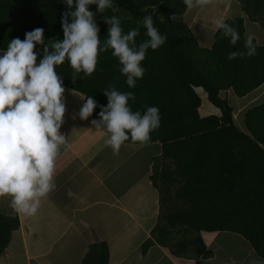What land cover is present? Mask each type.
Returning a JSON list of instances; mask_svg holds the SVG:
<instances>
[{"label": "trees", "instance_id": "1", "mask_svg": "<svg viewBox=\"0 0 264 264\" xmlns=\"http://www.w3.org/2000/svg\"><path fill=\"white\" fill-rule=\"evenodd\" d=\"M236 1L243 16L225 22L237 29L239 41L232 45L230 37L216 30L209 47L200 46L187 25L183 0H113V7L104 13L98 11V5H89L100 29L101 44L109 28L106 16H116L125 34L139 27V45L148 39L142 22L150 15L167 40L157 50H147L142 62L144 76L137 79L134 88L128 87L111 49L100 53L91 76L79 73L75 82L67 60L56 68L63 86L82 94L84 103L87 96L97 101L93 120L99 119V106H107L103 91L109 84L121 92L134 93L135 100L129 101L133 111L143 114L145 106L159 109L160 127L151 133L149 144H159L161 149L154 158L151 176L159 192L160 210L151 231L153 240L141 246L143 254L157 243L185 256L189 247H204L201 231H227L241 235L264 259V101L247 106L242 123L237 124L236 110L227 100L228 92L242 98L264 84V41L254 40V56L227 59L233 51H247L246 21L258 24L264 37V0ZM67 10L65 0H0V51H6L13 38L23 41L25 33L36 28L44 29L45 44L63 41L61 18ZM35 51L38 60L42 58L43 46L37 44ZM200 89L218 114L201 115ZM125 143L140 145L131 140ZM18 227L16 217L0 214V255ZM107 263L106 244H90L82 264Z\"/></svg>", "mask_w": 264, "mask_h": 264}, {"label": "crops", "instance_id": "2", "mask_svg": "<svg viewBox=\"0 0 264 264\" xmlns=\"http://www.w3.org/2000/svg\"><path fill=\"white\" fill-rule=\"evenodd\" d=\"M203 13H209V20L206 16L200 20ZM213 13V21L243 16L236 0H213L208 6L192 9L193 28L187 22V12L184 19L193 33L196 28L213 41ZM246 22L245 26L249 24ZM63 87L66 113L60 132L68 143L57 159L56 189L42 199L33 217L18 214L10 198H0V214L19 221L0 255V264H82L88 246L100 242L108 249L107 264H250L259 258L246 239L227 231H201L204 247H189L185 256L157 243L143 254L141 246L153 240L151 231L160 210L159 192L151 179L160 145L125 143L114 154L104 143L107 134L92 126L93 118L80 119L84 96Z\"/></svg>", "mask_w": 264, "mask_h": 264}, {"label": "clouds", "instance_id": "3", "mask_svg": "<svg viewBox=\"0 0 264 264\" xmlns=\"http://www.w3.org/2000/svg\"><path fill=\"white\" fill-rule=\"evenodd\" d=\"M183 2L187 9H198L212 4L213 0ZM65 3L68 10L61 18L63 41L51 40L45 44L44 29L36 28L26 32L23 41L13 38L0 55V198H10L13 209L26 217L37 215L42 199L55 191L57 159L68 143L60 132L66 105L65 88L57 66L67 60L74 70L75 82L79 73L91 76L96 71L100 53L111 49L128 87L134 88L137 79L144 76L142 62L147 50H157L167 40L154 26L150 15L142 22L148 39L139 45L136 43L139 27L125 34L116 16H106L109 28L107 39L101 44L95 14L88 6L98 5V11L104 13L105 9L113 7V0H65ZM213 24L224 37H230L232 45L239 41L237 29L223 19H216ZM255 39L254 34H249L244 43L247 51H233L227 59L254 56ZM37 44L43 46L39 60L35 51ZM103 93L107 106H99V119L92 120L91 124L97 130L106 131L105 145L118 154L129 140L149 144L151 133L160 127L158 107L145 106L143 114L133 111L129 101L135 100L134 93L121 92L114 84H109ZM97 107V101L87 96L79 112L80 119L87 120ZM250 264H264V259H253Z\"/></svg>", "mask_w": 264, "mask_h": 264}, {"label": "rangeland", "instance_id": "4", "mask_svg": "<svg viewBox=\"0 0 264 264\" xmlns=\"http://www.w3.org/2000/svg\"><path fill=\"white\" fill-rule=\"evenodd\" d=\"M191 11H192V9H187L186 19H187V22L191 25V28H193V24L190 23L191 22L190 21L191 20ZM233 12L234 13H237V8L236 7L233 8ZM208 14L207 13H205V14L203 13V15L201 14L200 20L202 21V19H204V17H202V16H206V21H207V19L209 20L210 17H209ZM211 15H213L211 17V20L213 21V18L214 17L216 18V16H215L216 13H213ZM206 21L204 20V24H207ZM250 25L251 24H247V30L249 31V34L254 31L255 32L254 33L255 38L258 41L263 42L264 41V39H263L264 38L263 37V30L260 29V27H259L258 24H257V26L252 25L253 27H251ZM194 30H195L194 33L196 34V36L198 35L197 36L198 38L196 37V40H197L198 44L200 46H202V47H204L206 45L209 46L210 43H211V41H212V39H211L212 37L208 33L203 32V31H200V33H199L196 28H194ZM260 91L262 93L261 95H260ZM254 93H255V95L249 94L245 98L240 99L236 95H234L233 92H228L227 100H228L230 106H232L236 110L235 111V114H234V117L236 118L237 124L238 123H242V119H243L242 112L245 110V108L247 106H251L254 103L261 102V101L264 100L263 98H261V96H264V84L262 86H260L256 90V92H254ZM200 96H201V99H202V105L200 107V113H201V115L212 114V113H217L218 114V109H216L207 100L206 94H205V92L202 89H200ZM221 96L223 97L225 95L224 94L222 95V93H221ZM238 115H239V117H238ZM151 146L156 147L155 144H152ZM150 148H152V147H150Z\"/></svg>", "mask_w": 264, "mask_h": 264}]
</instances>
